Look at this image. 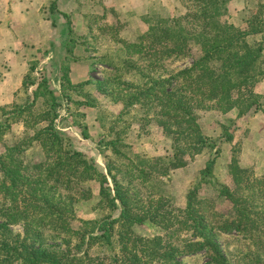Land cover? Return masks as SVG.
Masks as SVG:
<instances>
[{
	"label": "trees",
	"instance_id": "1",
	"mask_svg": "<svg viewBox=\"0 0 264 264\" xmlns=\"http://www.w3.org/2000/svg\"><path fill=\"white\" fill-rule=\"evenodd\" d=\"M227 2L181 0L183 14L167 15L149 25L137 42L118 39L119 51L126 56L117 64L109 63L112 73L101 81L72 84L64 60L59 66L60 95L47 77L36 78L35 66L31 67L22 85L23 92L31 90L28 98L8 111L1 109L0 140L15 123L23 124L25 132L3 146L0 154V264H182L181 256L200 253L210 264H264V176L255 177L240 167L233 147L228 165L233 188L216 189L218 198L230 204L228 214L217 212L212 201L199 197L200 186L211 182L220 149L203 134L197 111L235 109L242 117L260 108L254 87L264 77L263 49L247 39L261 30H242L228 23ZM49 12L64 20L63 49L70 54L74 45L69 39L73 34L69 16L57 10V0ZM193 48L198 57L188 67L167 70L168 63L188 56ZM128 75L132 81L122 80ZM89 85L120 104L122 111L136 107L155 122L170 140L171 154L137 159L138 164L127 167L126 173L113 161L102 171L76 150L55 122L63 100L72 102L68 93L82 92ZM83 98L82 103L75 102L76 107L95 106L89 95ZM71 126L80 130L83 139L89 138L84 124ZM221 128L222 142L231 143L232 134ZM106 145L115 162L124 156L121 148H130L119 139ZM36 146L42 157L35 160L27 153ZM205 150L213 154L200 171L198 184L188 191L183 208L173 207L162 197L154 199L152 192L144 191V198L140 185L133 183L139 178L147 183L167 177ZM127 174L131 179L124 185L121 180ZM90 184L98 187L97 209L105 215L77 220L76 204L93 197ZM74 222L79 224L76 229ZM146 223L159 228L165 237L137 236L134 228ZM14 226L21 232L15 233ZM183 234L188 237L182 238ZM219 234L240 236L243 250L228 259L217 244ZM95 247L108 255L91 253Z\"/></svg>",
	"mask_w": 264,
	"mask_h": 264
},
{
	"label": "rangeland",
	"instance_id": "2",
	"mask_svg": "<svg viewBox=\"0 0 264 264\" xmlns=\"http://www.w3.org/2000/svg\"><path fill=\"white\" fill-rule=\"evenodd\" d=\"M226 7L228 14L225 19L228 23L242 30H261L260 34L249 36L247 40L251 45H261L263 54L260 67L264 69V0H228ZM66 10L70 28L73 31L72 37L69 38L73 41L71 45H74L72 52L67 54L64 49L61 52L59 48L60 50L54 54L56 59L47 62V57L50 58L53 51L49 50L50 44L45 41L34 57L37 65L33 75L38 79L47 77L51 83L50 87L58 95H60L58 79L61 75L59 53L64 55L69 68L74 67L72 78L77 75L79 79L87 77L86 81L88 79L101 81L112 73V69L108 66L109 63L117 64L119 60H122L121 57L126 56L124 52L119 51L121 46L117 43L118 39L129 43L137 42L140 36L146 34L149 25L167 15L174 16L185 12L181 0H69ZM55 33L53 37L50 33L49 39L54 38L55 42L65 43L66 38L61 36L59 31ZM197 57L198 52L193 48L188 56L179 57L168 63L167 70L186 68ZM131 79L128 75L122 80L132 81ZM30 92L31 90L23 92L21 89L14 95L12 105L3 109L8 111L14 104L23 102ZM254 92L259 96L260 108L245 116L238 117L235 109L226 113L215 109L197 111L198 123L203 134L215 140L220 149L211 182L200 186L199 197L212 201L215 210L224 215L228 214L230 204L223 198H218L216 189L221 186L233 188V182L228 173L233 147L237 150L236 157L240 167L247 169L255 177L264 176V77L258 80ZM68 94L72 102L66 103L63 100L59 111L60 116L55 122L57 130L67 135L72 141V146L94 160L102 171H105V164L109 161H113L115 167L121 166L123 172L127 173L129 171L127 167L138 164L137 159H152L171 154L170 140L163 135L155 122L145 117V114L139 112L136 107L122 111L120 104H115L109 98L99 94L93 85L85 86L82 92L79 90ZM83 95H89L95 100L93 108L76 107L75 102L84 101ZM79 113L85 117L83 119L75 117ZM2 120L4 117L2 118L0 109V121ZM73 122H81L86 126L88 139H83L80 130L71 126ZM221 126H225L232 134L231 143L222 142ZM63 129L68 130L62 131ZM23 135L24 132L19 133V130L7 132L0 140V154L3 146L11 144ZM115 139L121 140L130 147L121 148L120 151L124 156L116 162L114 160L116 158L110 152V147L106 145ZM212 154L205 150L188 162L185 167L171 171L167 177H155L147 183L139 178L133 183L140 185L138 190L142 195L144 191L152 192L154 199L162 197L173 207L183 208L188 191L198 184L200 171ZM27 155L36 160L38 156H41L40 148L37 146L31 148ZM134 171L132 170L131 173L134 174ZM129 179L131 178L127 174L126 179L121 182L126 185ZM87 187L91 189L93 197L76 204L77 220H97L105 215L97 209L98 187L94 184ZM72 225L75 229L79 226L77 222ZM12 229L15 233L21 232L19 226H14ZM134 232L137 236L144 238L165 237L163 231L149 223L136 226ZM181 237H188V235L183 234ZM217 244L228 259H231L236 251L243 250L242 238L236 234H219ZM73 246L74 242L70 248ZM91 253L108 255L103 248L99 247L92 249ZM179 261L182 264H210L203 253L181 256Z\"/></svg>",
	"mask_w": 264,
	"mask_h": 264
},
{
	"label": "crops",
	"instance_id": "3",
	"mask_svg": "<svg viewBox=\"0 0 264 264\" xmlns=\"http://www.w3.org/2000/svg\"><path fill=\"white\" fill-rule=\"evenodd\" d=\"M53 0H0V109L12 105L14 95L23 89V80L31 67L36 68V52L46 41L53 54L46 61L56 59L54 54L63 49V44L52 37L61 33L64 26L62 17L52 15L49 7ZM69 0H57V10L67 14ZM62 34V33H61ZM60 36V35H59ZM62 36V35H61ZM60 48V49H59ZM64 55L59 53V62ZM74 67H70L69 79L72 84H81L86 78H72ZM25 132L21 123L12 124L9 132ZM63 129L62 131H67Z\"/></svg>",
	"mask_w": 264,
	"mask_h": 264
}]
</instances>
